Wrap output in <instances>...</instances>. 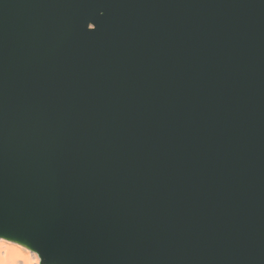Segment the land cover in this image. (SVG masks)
<instances>
[{
  "label": "water",
  "instance_id": "water-1",
  "mask_svg": "<svg viewBox=\"0 0 264 264\" xmlns=\"http://www.w3.org/2000/svg\"><path fill=\"white\" fill-rule=\"evenodd\" d=\"M0 237L264 264V0H0Z\"/></svg>",
  "mask_w": 264,
  "mask_h": 264
},
{
  "label": "bare ground",
  "instance_id": "bare-ground-1",
  "mask_svg": "<svg viewBox=\"0 0 264 264\" xmlns=\"http://www.w3.org/2000/svg\"><path fill=\"white\" fill-rule=\"evenodd\" d=\"M0 239L10 245L0 244V264H28V261L31 260H36L40 264L38 253L26 244L3 237Z\"/></svg>",
  "mask_w": 264,
  "mask_h": 264
},
{
  "label": "snow or ice",
  "instance_id": "snow-or-ice-1",
  "mask_svg": "<svg viewBox=\"0 0 264 264\" xmlns=\"http://www.w3.org/2000/svg\"><path fill=\"white\" fill-rule=\"evenodd\" d=\"M0 244H3L5 246H10V245H7V243L2 239H0ZM28 264H39V262L36 260H31V261H28Z\"/></svg>",
  "mask_w": 264,
  "mask_h": 264
}]
</instances>
